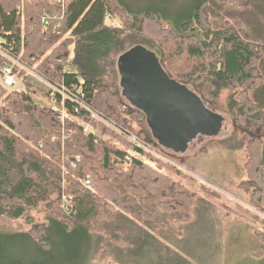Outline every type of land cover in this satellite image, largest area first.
<instances>
[{
    "label": "trees",
    "instance_id": "trees-1",
    "mask_svg": "<svg viewBox=\"0 0 264 264\" xmlns=\"http://www.w3.org/2000/svg\"><path fill=\"white\" fill-rule=\"evenodd\" d=\"M45 16L50 17L48 26ZM109 18L120 25H109ZM167 19L155 10L132 15L115 0H70L65 7L57 0H0V49L28 69L0 53V215L26 219L30 238L43 252L53 247L57 227L70 233L78 228L95 237L109 236V247H119L122 259L129 258L113 264L187 261L159 240L167 219H192L194 195L187 191L185 173L133 146L90 114L96 111L164 148L153 139L146 115L103 81L101 63L119 51L120 39L130 36L147 41L168 74L206 101L214 103L221 89L231 92L235 122L252 137L248 179L241 186H248L250 204L264 213V144L253 130L264 121L263 109L249 99L250 91L264 84V42L244 40L235 26L215 28L208 1L196 6L191 20L166 27ZM4 66H13L18 79L30 71L40 77L55 111L6 87ZM47 83L64 86L72 96L64 98ZM84 125L95 133H87ZM63 156H80L81 161L72 165ZM88 177L90 185L84 182ZM64 195L70 199L64 201ZM32 211L46 212L48 221L36 223ZM157 252L179 258L152 259Z\"/></svg>",
    "mask_w": 264,
    "mask_h": 264
},
{
    "label": "rangeland",
    "instance_id": "rangeland-1",
    "mask_svg": "<svg viewBox=\"0 0 264 264\" xmlns=\"http://www.w3.org/2000/svg\"><path fill=\"white\" fill-rule=\"evenodd\" d=\"M69 1L65 0L66 3ZM115 1L135 16L148 10L165 15L168 18L164 22L166 27L171 22L191 20L196 6L208 1L209 20L215 28L235 26L244 40L264 42V0H241L242 3L227 0ZM107 23L116 27L120 25L118 20L110 18ZM139 46L154 52L147 41L130 36L120 39L119 51L100 65L105 84L120 94L126 103L129 101L124 94L119 61L124 54ZM181 66L185 69L186 64L181 61ZM168 68L171 70L173 66L168 65ZM260 72L264 77V56ZM186 86L202 98L207 108L226 121L227 132L222 138L198 136L184 151L158 148L182 169L187 191L194 195V204L190 208L192 219L186 223L167 219L159 240L168 248H176L187 259L179 264H264V241L257 234L264 237V213L250 204L248 186H241L248 179L246 163L252 137L235 122L236 104L229 90L221 89L218 98L210 103L195 88ZM56 87L60 89V85ZM11 89L31 95L41 107L53 106V99L48 96L49 88L31 73L19 78L18 84ZM249 99L261 106L264 119V84L250 91ZM253 130L264 144V121ZM135 134L138 135L137 132ZM31 215L36 223L47 222L49 217L44 211H32ZM31 228L24 218L0 215V235L3 237L0 239V264H113L129 261V258L122 259V249L114 245L109 247V236L95 237L94 232L78 228L70 233L57 227L53 247L48 253L43 252L39 243L30 238ZM157 254L152 259L160 256L165 262L179 258L169 259L166 252Z\"/></svg>",
    "mask_w": 264,
    "mask_h": 264
},
{
    "label": "water",
    "instance_id": "water-1",
    "mask_svg": "<svg viewBox=\"0 0 264 264\" xmlns=\"http://www.w3.org/2000/svg\"><path fill=\"white\" fill-rule=\"evenodd\" d=\"M119 68L125 96L146 115L153 137L163 147L184 151L198 136L226 134V121L195 91L173 79L154 52L136 47L121 57Z\"/></svg>",
    "mask_w": 264,
    "mask_h": 264
},
{
    "label": "built area",
    "instance_id": "built-area-1",
    "mask_svg": "<svg viewBox=\"0 0 264 264\" xmlns=\"http://www.w3.org/2000/svg\"><path fill=\"white\" fill-rule=\"evenodd\" d=\"M57 2L60 3L62 5V7H65L66 4H67L65 2V0H57ZM49 18H48V16H45L44 19H43L44 24H46L47 26L49 25ZM54 18L57 20L56 17H54ZM0 53L5 55L6 57H9L13 61L14 66L19 67L21 70L22 69L28 70L21 61L11 58L5 51L0 49ZM2 73H3L2 81H3V84L6 87L14 88L18 84V78H17V75H16V73L14 71V67L13 66H4L3 69H2ZM30 73L32 75L36 76L37 78H40L33 71H30ZM47 85L51 89H53L54 92L61 93V95L64 98H69V96L70 97L72 96V95H70V92L64 86H60L59 87L60 89H58L56 87L57 85H52L51 83H47ZM65 91H67L69 94L68 93L66 94ZM51 110L54 112L55 111V107H52ZM90 114L92 115L93 118L98 119L100 122H102L103 124L107 125L109 128H111L116 133L126 137L133 146L138 147V148H142L147 153L153 155L157 159H160L161 161H163V162H165L167 164L173 165V166L177 167L178 169H180L179 166H177L174 162H172L173 160L170 157H167V155L164 154V153H160L158 148L154 147L149 142L144 141L143 139H141V137H139L134 132H132V131L131 132L130 131L127 132V131L123 130L122 129L123 127H121L118 123L113 122L110 119H107L106 117L102 116L100 113H97L96 111H90ZM85 131L87 133H95V131L92 129L91 125H87L85 127ZM63 159L65 161H71L72 160L71 161L72 165H74L76 163H80V161H81L80 156H74V157L63 156ZM129 159H130V157H129ZM180 170L182 171V169H180ZM90 180L91 179L89 177L86 178V180H84L85 184L86 185H90ZM69 199H70L69 197H67L65 195L63 196V200L64 201H68Z\"/></svg>",
    "mask_w": 264,
    "mask_h": 264
}]
</instances>
